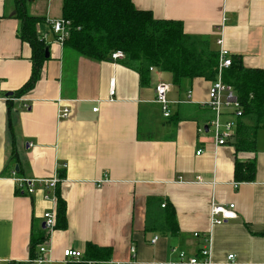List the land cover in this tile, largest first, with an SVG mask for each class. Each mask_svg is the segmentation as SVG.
Returning a JSON list of instances; mask_svg holds the SVG:
<instances>
[{
  "label": "crops",
  "instance_id": "1",
  "mask_svg": "<svg viewBox=\"0 0 264 264\" xmlns=\"http://www.w3.org/2000/svg\"><path fill=\"white\" fill-rule=\"evenodd\" d=\"M132 2L157 19L182 22L187 35L209 37L218 51L221 38L243 67L264 70V0ZM18 6L42 19L35 29L49 57L33 89L16 97L33 68L32 48L19 38ZM61 18L62 0H0V264H37L40 247L41 264H66V249L82 253L80 263L69 264H122L130 247L134 264H162L176 259L173 247L198 254L209 233L212 264H264V128L253 151H236L234 137L217 145L209 126L214 114L205 107L213 81L174 86L169 73L151 68L141 84L120 61L65 52L49 25ZM159 82L170 85L168 118L155 102ZM58 103L69 109L66 119H57ZM227 119L237 130L239 120ZM237 162L254 163L252 182L235 179ZM17 178L58 183L28 195L18 191ZM58 196L66 226L49 232L42 216L54 211L57 222ZM229 203L237 217L211 227V205ZM171 208L173 233L165 231ZM40 236L47 239L33 258L31 242Z\"/></svg>",
  "mask_w": 264,
  "mask_h": 264
},
{
  "label": "trees",
  "instance_id": "2",
  "mask_svg": "<svg viewBox=\"0 0 264 264\" xmlns=\"http://www.w3.org/2000/svg\"><path fill=\"white\" fill-rule=\"evenodd\" d=\"M17 18L21 21L19 38L31 46L33 63L31 78L13 94L19 97L33 89L38 80L47 45L35 29L42 19L29 16L22 6H18ZM62 18L70 22L69 37L62 45L65 52L111 62V53L121 51L125 58L119 63L136 72L141 84L148 82L150 68L169 73L174 86L195 78L216 80L219 51L209 37L187 35L182 22L157 19L151 11L137 9L132 0H62ZM231 59V66L222 72V81L232 87L242 111L234 144L238 152L253 151L256 133L264 128V70L245 68L239 59ZM254 175L253 162L236 163L237 181L252 182ZM56 218L55 227L64 228L65 204L59 196ZM165 221L166 232L177 230L173 208L166 212ZM46 239L33 237L31 249L34 251ZM100 250L89 246L91 253H102ZM36 255L34 251L33 258Z\"/></svg>",
  "mask_w": 264,
  "mask_h": 264
},
{
  "label": "built area",
  "instance_id": "3",
  "mask_svg": "<svg viewBox=\"0 0 264 264\" xmlns=\"http://www.w3.org/2000/svg\"><path fill=\"white\" fill-rule=\"evenodd\" d=\"M51 26V31L57 36V43L63 44V42L69 37L70 33V22L63 18L55 21H49ZM216 45L219 48V61L217 68L216 80L212 82L211 88L208 93V99L205 102V107L211 110L214 114L213 119L209 123L210 128L213 132V137L217 145L222 146L227 144L235 135V122L231 119L223 121L224 117H233L236 119L241 118L242 111L237 97L231 86L224 84L222 81V72L231 66L232 59L229 55L227 49L222 45V39L216 41ZM111 62L122 61L125 58V54L121 51L113 52L110 55ZM151 70V68H150ZM170 90V85L164 82H159L155 87V102L160 106L161 112L164 118L170 116L169 110V100L168 93ZM109 95H113V87L109 89ZM190 95V92H188ZM57 119H66L69 116V109L66 107H61L60 103L57 104ZM97 108L93 109L96 112ZM200 151L196 152V155H200ZM13 176L15 174L13 173ZM16 178V177H15ZM201 182V180L199 179ZM58 180L52 179H27V178H17V188L20 191H24L28 195L34 194L36 187L40 186L47 191L55 190ZM238 185V184H237ZM235 184L234 187L236 188ZM48 198V195H45ZM164 207V205H162ZM237 217L235 212V205L233 203L229 204H212L209 212L210 226L216 227L223 225L224 223L233 220ZM44 221V227L49 232H51L55 227V213L54 211H47L42 216ZM210 234V233H209ZM204 236V246L199 250L196 255H188L183 251L176 250L173 247L170 250L172 255H175L176 259L174 261H167L162 264H212L211 263V237L210 235ZM194 237H199V233H194ZM158 240L155 236L151 240L154 244ZM39 255L37 258L33 259L32 262L41 264L45 262L46 249L44 247L39 248ZM81 252L74 251L71 249H66L63 251V258L66 264L69 263H80ZM135 249L130 247V259L122 264H134ZM234 256L229 255L228 260H233ZM87 264H92L90 262H85Z\"/></svg>",
  "mask_w": 264,
  "mask_h": 264
},
{
  "label": "water",
  "instance_id": "4",
  "mask_svg": "<svg viewBox=\"0 0 264 264\" xmlns=\"http://www.w3.org/2000/svg\"><path fill=\"white\" fill-rule=\"evenodd\" d=\"M49 57V55H48V49L46 48L45 49V58H48ZM17 169V168H16ZM43 227H44V224H43Z\"/></svg>",
  "mask_w": 264,
  "mask_h": 264
}]
</instances>
